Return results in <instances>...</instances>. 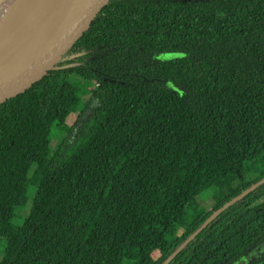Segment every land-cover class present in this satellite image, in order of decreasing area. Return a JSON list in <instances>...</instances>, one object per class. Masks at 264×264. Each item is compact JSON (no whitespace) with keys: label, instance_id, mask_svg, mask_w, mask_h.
I'll list each match as a JSON object with an SVG mask.
<instances>
[{"label":"trees","instance_id":"trees-1","mask_svg":"<svg viewBox=\"0 0 264 264\" xmlns=\"http://www.w3.org/2000/svg\"><path fill=\"white\" fill-rule=\"evenodd\" d=\"M67 64L0 109V264H163L264 178H245L264 153V0H116ZM260 245L264 183L168 264H264Z\"/></svg>","mask_w":264,"mask_h":264},{"label":"water","instance_id":"water-1","mask_svg":"<svg viewBox=\"0 0 264 264\" xmlns=\"http://www.w3.org/2000/svg\"><path fill=\"white\" fill-rule=\"evenodd\" d=\"M116 0H52L26 34L0 54V109L30 95L65 69L79 44ZM264 183V178L214 212L164 262L168 264L220 212Z\"/></svg>","mask_w":264,"mask_h":264},{"label":"bare ground","instance_id":"bare-ground-1","mask_svg":"<svg viewBox=\"0 0 264 264\" xmlns=\"http://www.w3.org/2000/svg\"><path fill=\"white\" fill-rule=\"evenodd\" d=\"M52 0H13L0 21V54L26 34L47 11Z\"/></svg>","mask_w":264,"mask_h":264},{"label":"rangeland","instance_id":"rangeland-1","mask_svg":"<svg viewBox=\"0 0 264 264\" xmlns=\"http://www.w3.org/2000/svg\"><path fill=\"white\" fill-rule=\"evenodd\" d=\"M13 0H0V21L3 16L6 15L7 9L11 6ZM173 55L165 54L162 55L161 58H169L172 57ZM67 125L70 126L73 123L72 117L67 119L66 121ZM264 175V153L258 158L256 163L251 167V166H245V178L247 181H252L257 179L258 177ZM195 204L199 208V210H207L210 209V207L213 205L212 201V196L209 191L202 192L196 197ZM30 204L28 203L24 207H18L15 209V215L12 219V225L15 227H20L24 219L28 213ZM189 212V211H188ZM172 230L177 234L181 235L182 230L178 229L176 226L172 227ZM149 232V231H147ZM175 234V235H176ZM4 240L0 239V258L2 256V251L4 248ZM258 251L264 250V246L260 245L258 248ZM153 258L157 260L159 258L158 254H153Z\"/></svg>","mask_w":264,"mask_h":264},{"label":"flooded vegetation","instance_id":"flooded-vegetation-1","mask_svg":"<svg viewBox=\"0 0 264 264\" xmlns=\"http://www.w3.org/2000/svg\"><path fill=\"white\" fill-rule=\"evenodd\" d=\"M258 250V249H257ZM257 250L255 252H257Z\"/></svg>","mask_w":264,"mask_h":264}]
</instances>
